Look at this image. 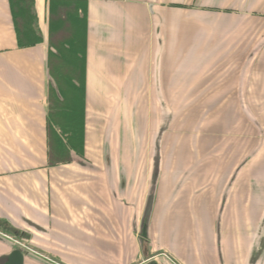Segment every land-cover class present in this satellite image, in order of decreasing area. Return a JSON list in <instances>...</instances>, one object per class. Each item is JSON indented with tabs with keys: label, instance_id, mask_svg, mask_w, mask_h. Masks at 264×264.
I'll return each mask as SVG.
<instances>
[{
	"label": "crops",
	"instance_id": "0c3cea01",
	"mask_svg": "<svg viewBox=\"0 0 264 264\" xmlns=\"http://www.w3.org/2000/svg\"><path fill=\"white\" fill-rule=\"evenodd\" d=\"M55 1L79 2L85 21L83 146L62 163L50 156L51 130L68 137L50 104L63 100ZM34 11L42 41L21 46L0 0V221L26 235L0 228V264H245L218 227L264 225V138L244 153L242 118L256 113L244 99L264 98V0H34ZM186 98L243 101L192 108L197 122L171 129Z\"/></svg>",
	"mask_w": 264,
	"mask_h": 264
},
{
	"label": "trees",
	"instance_id": "16d2710c",
	"mask_svg": "<svg viewBox=\"0 0 264 264\" xmlns=\"http://www.w3.org/2000/svg\"><path fill=\"white\" fill-rule=\"evenodd\" d=\"M17 36L21 46H30L42 41L35 22L34 0H11ZM81 4L76 1H55L52 6L51 42L58 49V54H51L50 63L53 74L61 85L63 100L51 101L52 117L68 134L67 142H61L51 130V162L70 158V149L81 152L83 146V77L85 49V21L78 15ZM78 83V86L74 81ZM68 92L76 94V102L71 103L66 97ZM50 132V130H49ZM0 228L18 233L16 229L0 221Z\"/></svg>",
	"mask_w": 264,
	"mask_h": 264
},
{
	"label": "rangeland",
	"instance_id": "374dc122",
	"mask_svg": "<svg viewBox=\"0 0 264 264\" xmlns=\"http://www.w3.org/2000/svg\"><path fill=\"white\" fill-rule=\"evenodd\" d=\"M67 98L68 101L71 103H75L77 96L73 92H68L67 93ZM185 100V111L188 113L186 116H184L183 113L176 114L174 116L173 113H171V129L173 127L178 126L179 124H183L184 121H187L190 125L193 124L195 121L196 117V122H197V111H198V116H200V112L204 109L207 108H212L214 106V101H217L218 105H222L224 109L229 110L230 105H240L242 106V101L243 99L241 98H208V99H197V98H186ZM206 100L205 103H201V101ZM247 105L250 107L251 110H254L256 113H251V114H242V118H244L247 122L250 124V133H249V138L250 141L248 143H245L243 145V150L244 153L249 154L252 156L255 150V145L257 142H259L261 139L264 138V98H246L244 99ZM171 102L172 99H170ZM177 99H174V102L178 107L182 106L181 99L180 103H177ZM259 102V103H258ZM176 106V108H177ZM200 106H203L202 108ZM258 106V107H257ZM175 108V107H174ZM194 108L197 109L196 114L190 113L191 109ZM258 111H263L258 113ZM184 111V112H185ZM187 118V119H186ZM180 119V121L177 123V121ZM241 119V118H240ZM175 122L173 123V121ZM171 133H179L180 131H170ZM178 137H182L181 135H171V139H176ZM184 137V136H183ZM246 138V137H244ZM258 140V141H255ZM174 142L171 141L170 145V153H173V149L175 146H173ZM235 143H239L238 140L235 141ZM250 146V147H248ZM248 147V149H246ZM242 146H235V150L241 149ZM140 152L145 154L146 153V146L143 148H140ZM247 150V151H246ZM153 195L151 194L149 202L147 203V209L145 211L144 215V223L141 227L140 230V235H141V241L143 242L144 249L146 252H148L149 247V214L151 212V205L153 201ZM198 228V227H197ZM221 232L224 233V230L226 231V237H228V240L230 242V245L228 247L232 249L233 255L235 258H239L241 262L244 259V256L247 258L245 259V264H247V261L249 264H264V225L260 226H250V227H243V226H219L218 227ZM4 230V229H3ZM1 231V230H0ZM5 234H11V236H14L15 239H26V235L23 236L19 232L15 233L11 230H4ZM222 238V237H221ZM198 239V237H197ZM222 243V242H221ZM150 253V252H149ZM146 253V256L148 257V254ZM152 255V253H150ZM261 259V261H259ZM149 264H155V261L150 262ZM244 264V263H243Z\"/></svg>",
	"mask_w": 264,
	"mask_h": 264
}]
</instances>
